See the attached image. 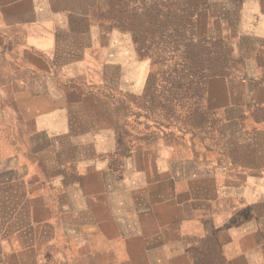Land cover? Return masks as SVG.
Masks as SVG:
<instances>
[{
  "label": "crops",
  "instance_id": "0c3cea01",
  "mask_svg": "<svg viewBox=\"0 0 264 264\" xmlns=\"http://www.w3.org/2000/svg\"><path fill=\"white\" fill-rule=\"evenodd\" d=\"M109 1L0 0V264H264V0H143L215 69L173 138L123 116L151 61Z\"/></svg>",
  "mask_w": 264,
  "mask_h": 264
},
{
  "label": "rangeland",
  "instance_id": "374dc122",
  "mask_svg": "<svg viewBox=\"0 0 264 264\" xmlns=\"http://www.w3.org/2000/svg\"><path fill=\"white\" fill-rule=\"evenodd\" d=\"M146 2L150 0H145ZM110 6L118 5L127 13L128 8L135 6L133 12L140 37L146 38L145 58L151 61V70L145 68L146 84L139 93H125L120 106L127 122L134 124H162L166 126L168 137L175 135L190 136L189 124H202L203 115L199 108L203 106L202 98L191 97L197 90L196 84L191 85L188 68L182 66L185 38L188 36L172 35L175 27L165 14H171L170 7L165 11L159 2L144 4L143 0H110ZM132 11H130V15ZM163 32H167L164 35ZM150 38V43L148 40ZM179 47L180 50H176ZM264 62V52L262 56ZM151 77V86H149ZM161 81V86H160ZM147 91L146 94L144 92ZM194 108V109H192ZM214 125L217 120L213 121ZM158 129V128H157ZM181 136V135H180Z\"/></svg>",
  "mask_w": 264,
  "mask_h": 264
},
{
  "label": "trees",
  "instance_id": "16d2710c",
  "mask_svg": "<svg viewBox=\"0 0 264 264\" xmlns=\"http://www.w3.org/2000/svg\"><path fill=\"white\" fill-rule=\"evenodd\" d=\"M185 23V21H184ZM178 36H184V34L177 35ZM186 42L184 44L185 49L183 50V58L184 60H190L191 62H194L197 65L194 66H186L185 63H182L181 65L188 68V76L191 78L193 76L194 78V83L196 84L197 90H201L200 95L202 94L204 90L203 86V79L204 77L208 74V70H213L214 68H207L201 65L202 60L207 57L206 52H203L199 50L200 44H193L191 41H187V38H185ZM139 45H140V50H139V55L140 56H145V44H144V37H140L139 35ZM215 70V69H214ZM191 82V79H190Z\"/></svg>",
  "mask_w": 264,
  "mask_h": 264
}]
</instances>
